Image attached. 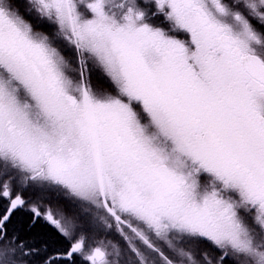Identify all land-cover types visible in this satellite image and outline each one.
<instances>
[{"label":"snow or ice","instance_id":"snow-or-ice-1","mask_svg":"<svg viewBox=\"0 0 264 264\" xmlns=\"http://www.w3.org/2000/svg\"><path fill=\"white\" fill-rule=\"evenodd\" d=\"M0 264H264V0H0Z\"/></svg>","mask_w":264,"mask_h":264}]
</instances>
